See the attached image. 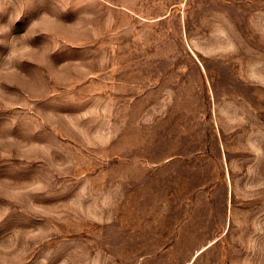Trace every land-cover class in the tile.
Returning a JSON list of instances; mask_svg holds the SVG:
<instances>
[{"label": "rangeland", "instance_id": "rangeland-1", "mask_svg": "<svg viewBox=\"0 0 264 264\" xmlns=\"http://www.w3.org/2000/svg\"><path fill=\"white\" fill-rule=\"evenodd\" d=\"M0 264H264V0H0Z\"/></svg>", "mask_w": 264, "mask_h": 264}]
</instances>
